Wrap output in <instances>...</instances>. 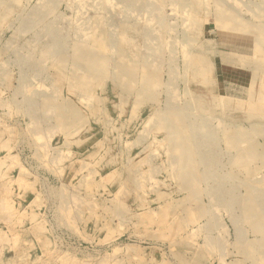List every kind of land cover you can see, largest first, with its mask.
Returning <instances> with one entry per match:
<instances>
[{"label": "rangeland", "instance_id": "obj_1", "mask_svg": "<svg viewBox=\"0 0 264 264\" xmlns=\"http://www.w3.org/2000/svg\"><path fill=\"white\" fill-rule=\"evenodd\" d=\"M233 24L264 41V0H0V264H264Z\"/></svg>", "mask_w": 264, "mask_h": 264}, {"label": "crops", "instance_id": "obj_2", "mask_svg": "<svg viewBox=\"0 0 264 264\" xmlns=\"http://www.w3.org/2000/svg\"><path fill=\"white\" fill-rule=\"evenodd\" d=\"M221 27L222 29H224L225 31H230V32H236V33H246V32H249L251 35H253L255 37V42L256 43H264L263 40H258V37L261 32L258 31V28L256 27H250L249 25L247 24H233L232 26H219ZM249 28V30H247ZM261 37V36H260ZM262 39V38H261ZM264 75L261 74V76L259 77V79H257V81L255 82V88H256V92L258 93H262L264 92ZM253 149V147L251 148ZM257 154V153H256Z\"/></svg>", "mask_w": 264, "mask_h": 264}]
</instances>
